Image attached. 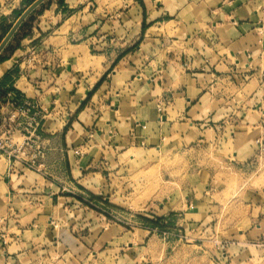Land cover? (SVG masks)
<instances>
[{"label": "crops", "instance_id": "obj_1", "mask_svg": "<svg viewBox=\"0 0 264 264\" xmlns=\"http://www.w3.org/2000/svg\"><path fill=\"white\" fill-rule=\"evenodd\" d=\"M28 6L0 0V35ZM0 56L2 98L45 114L41 170L0 156V264H140L264 139V0H45Z\"/></svg>", "mask_w": 264, "mask_h": 264}, {"label": "rangeland", "instance_id": "obj_2", "mask_svg": "<svg viewBox=\"0 0 264 264\" xmlns=\"http://www.w3.org/2000/svg\"><path fill=\"white\" fill-rule=\"evenodd\" d=\"M236 171L241 175L234 176L239 185L233 197L222 202L208 223L199 225L203 229H153L160 240L139 246L140 264H264V229L254 227L264 223V139L248 164ZM102 209L110 221L132 225L125 215Z\"/></svg>", "mask_w": 264, "mask_h": 264}, {"label": "built area", "instance_id": "obj_3", "mask_svg": "<svg viewBox=\"0 0 264 264\" xmlns=\"http://www.w3.org/2000/svg\"><path fill=\"white\" fill-rule=\"evenodd\" d=\"M158 110L162 112L161 107ZM44 116L35 101L15 92L8 93L5 99L0 94V156L35 171L41 170L44 148L39 129Z\"/></svg>", "mask_w": 264, "mask_h": 264}, {"label": "water", "instance_id": "obj_4", "mask_svg": "<svg viewBox=\"0 0 264 264\" xmlns=\"http://www.w3.org/2000/svg\"><path fill=\"white\" fill-rule=\"evenodd\" d=\"M45 0H35L32 2L18 17V19L15 21V23L12 25L10 30L6 33L4 38L0 42V52L4 48V46L7 44L9 39L12 37V35L15 33L17 28L21 25V23L25 20V18L34 10L36 9L41 3H43Z\"/></svg>", "mask_w": 264, "mask_h": 264}, {"label": "trees", "instance_id": "obj_5", "mask_svg": "<svg viewBox=\"0 0 264 264\" xmlns=\"http://www.w3.org/2000/svg\"><path fill=\"white\" fill-rule=\"evenodd\" d=\"M33 1H34V0H26V4H27V6L30 5ZM9 28H10V26H9L7 29H4V30L2 31V35H0V42H1V40L3 39V37L5 36V34L8 32ZM0 60H1V56H0ZM144 222L147 223V224L149 223V222L146 221V220H144ZM153 223L156 224L158 227H161V226L159 225L158 221L153 222ZM160 229H161V228H160Z\"/></svg>", "mask_w": 264, "mask_h": 264}]
</instances>
